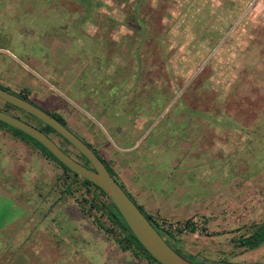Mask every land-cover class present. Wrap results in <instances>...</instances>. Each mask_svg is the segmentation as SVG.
I'll use <instances>...</instances> for the list:
<instances>
[{
	"label": "rangeland",
	"instance_id": "obj_1",
	"mask_svg": "<svg viewBox=\"0 0 264 264\" xmlns=\"http://www.w3.org/2000/svg\"><path fill=\"white\" fill-rule=\"evenodd\" d=\"M89 1L0 0V85L60 114L145 213L179 228L190 261L264 264V241L236 245L264 219V0ZM53 42L63 49L48 54ZM63 175L0 127V264H154L96 225L77 183L61 192Z\"/></svg>",
	"mask_w": 264,
	"mask_h": 264
},
{
	"label": "trees",
	"instance_id": "obj_2",
	"mask_svg": "<svg viewBox=\"0 0 264 264\" xmlns=\"http://www.w3.org/2000/svg\"><path fill=\"white\" fill-rule=\"evenodd\" d=\"M81 1H83L86 4V6H89L91 4V2L89 0H81ZM132 14L135 17L134 12H132ZM148 19H150V18H146V20L148 21L147 22L145 20V18H139V17L134 18L135 26L133 28H136V31H137L136 34L138 35L137 40H140L142 37H143L142 38L143 40H145V39L151 40V37L149 36V34H147V31L149 30V27H150L149 26L150 21ZM132 49L134 51L133 57L135 56L136 58H138L139 54H141V51H142L140 48V44L139 43L136 44ZM0 87L20 96L21 98H24V99L29 100L32 103H34L31 99H29L28 90H27V87H25V86L21 87L18 92H15V91L9 89L8 86L4 87V86L0 85ZM0 103H1V105H0L1 110L8 112L10 114H13V115L31 123V124H33L34 126L39 128L41 131L48 134L49 136L51 133H53L56 136L60 137L64 143L69 144L63 137H61L58 133H56L50 126L44 124L43 122H41L40 120H38L37 118L32 116L31 114H29L23 110H20L19 108L15 107V106L7 103V102L0 100ZM34 104H36V103H34ZM36 105L39 106L40 108H42L43 110H45L46 112H48L49 114H51L52 116H54L61 123L66 125L65 120L63 119V117L60 114H58L56 112H51V111H49V109H45L44 107H42L38 104H36ZM184 109L187 110V108H184ZM197 113H198V111H191L190 112L191 115H197ZM190 114H188V115L191 117ZM210 119L213 120L212 118H210ZM210 119L208 118L207 120H210ZM215 121H217V120H215ZM32 122H35V123H32ZM218 125H219V123H218ZM0 127L5 128L13 138H16V139H19L25 143L31 144L34 148H36L39 151V153L42 157H44L47 160H52L55 163H57L62 168L63 173L66 174L67 172H69L72 175L73 179L70 182H66L67 181L66 178L68 177L67 175H63L61 177L63 187L60 189V191L67 193V194H72L73 191L71 190V183L72 182L77 183L78 187L82 188L84 191L82 193H79V198L77 199V202H78L80 208L83 209L84 204H87L88 208L86 209V211L88 213H89V211L94 210V211L100 212V214L105 217L106 222H107V226H105L103 223L98 222V220L96 218L94 219V222L96 223V225L98 227H100L106 233H110L109 229H113L115 231V232H113V234H114L113 238L121 250L129 251L132 255H134L136 257H141V258L145 259L148 263L160 264L152 256H150L148 254V252L138 242V240L135 238V236L129 230L128 226L124 222L123 218L121 217V215L119 214V212L117 211V209L115 208L113 203L109 200V198L106 196V194L98 186H96L95 184H93L92 182H90L84 178L79 177L74 172H72L71 170L66 168L55 157H53L39 142H37L36 140L31 138L27 134L21 132L20 130H18L16 128L2 122V121H0ZM80 138L82 140H84L82 137H80ZM86 143L93 149V147L88 142H86ZM196 143H197L196 140L190 142L188 149L193 150L194 146H196ZM63 150L65 152H67L68 154H70L66 149H63ZM93 150L98 155V153L95 151V149H93ZM228 155H231V154H228ZM98 156H99L100 160L103 162L104 166L109 171L110 175H112L114 177V179L118 182V184L124 189L123 183L119 180L118 176L116 175V173L114 172L112 167L108 164V162L103 157H101L100 155H98ZM75 159L84 165H87V166L89 165L86 158L83 155H81L79 152H78V157ZM189 160L194 161L196 159L189 158ZM221 164H223V166L225 168L230 169V168H228L230 166L229 165L230 162H222ZM125 192L135 202L137 207L144 213L146 218L154 225V227L159 232V234L164 238V240L175 251H177L179 254H181L182 256L187 258L188 260H189V257L192 258L191 255H188V257H186L187 254H184L182 251H180L179 248L176 247V241L177 240L175 238L174 233L179 232V228H177L176 231H172L169 228H165L163 225L159 224V222L156 221L151 215L145 213L143 211L142 206L137 204L136 201L131 197V195L126 190H125ZM82 194L89 195V197L82 195ZM184 226L188 227V230L191 232L195 231L194 225L191 224L189 220L186 221V224ZM263 241H264V219L260 223L253 224L252 229L247 234L242 235L239 238H237L236 245L250 249V248H254V247L258 246ZM227 263L239 264V263H232V262H227Z\"/></svg>",
	"mask_w": 264,
	"mask_h": 264
},
{
	"label": "water",
	"instance_id": "obj_3",
	"mask_svg": "<svg viewBox=\"0 0 264 264\" xmlns=\"http://www.w3.org/2000/svg\"><path fill=\"white\" fill-rule=\"evenodd\" d=\"M0 100L18 107L50 126L86 158L89 163L88 166L65 152L48 134L33 124L0 109V121L27 134L39 142L66 168L98 186L113 203L138 242L157 262L160 264H196L179 254L164 240L135 202L110 175L99 156L84 140L36 104L2 87H0Z\"/></svg>",
	"mask_w": 264,
	"mask_h": 264
},
{
	"label": "crops",
	"instance_id": "obj_4",
	"mask_svg": "<svg viewBox=\"0 0 264 264\" xmlns=\"http://www.w3.org/2000/svg\"><path fill=\"white\" fill-rule=\"evenodd\" d=\"M60 26V25H59ZM60 27H65V25H61ZM69 35V37H71L72 38V36L74 35L73 33H68ZM54 36V35H53ZM54 41H56V40H54ZM57 42V41H56ZM52 43L51 44V46L48 48L50 51L48 52V54H55V53H59V52H61V50L63 49H60L59 50V45L57 44V43ZM57 44V45H56ZM55 49V50H54ZM57 51H59V52H57ZM54 58L56 57V56H53ZM40 61L43 63V59H40ZM85 63H87V62H85ZM57 65H59V64H57ZM83 65H85L84 63H83ZM44 67H45V65L43 64V73L46 75V76H49V74H47V73H45L44 71ZM60 66L59 67H55V77L54 78H56V77H58L59 75H61V74H59L58 72H60ZM12 76V75H11ZM51 76V75H50ZM13 77V76H12ZM15 78L17 79V81L19 82V83H21V81H20V77H14V83H15ZM23 86H25V87H28L27 85H23ZM137 166H135L134 167V169L136 168ZM131 167H128L127 169H130ZM119 175H120V178H121V180H123V182H124V184H129L130 183V180H128V179H125L126 177H124V176H122V172H120L119 173ZM132 176V175H131ZM180 186V185H179ZM179 186L178 185H175V187L177 188V189H179ZM177 193V192H176ZM134 200L136 201V203L137 204H139V205H141L142 206V204H143V202H141V203H139L138 201H137V198H134ZM178 201H180L179 199H178Z\"/></svg>",
	"mask_w": 264,
	"mask_h": 264
},
{
	"label": "clouds",
	"instance_id": "obj_5",
	"mask_svg": "<svg viewBox=\"0 0 264 264\" xmlns=\"http://www.w3.org/2000/svg\"><path fill=\"white\" fill-rule=\"evenodd\" d=\"M121 31L123 32V31H124V29H121Z\"/></svg>",
	"mask_w": 264,
	"mask_h": 264
}]
</instances>
